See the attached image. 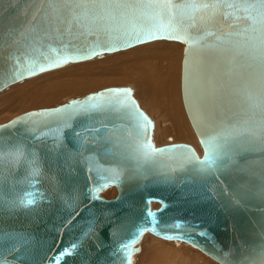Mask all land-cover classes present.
Instances as JSON below:
<instances>
[{
  "label": "water",
  "instance_id": "obj_1",
  "mask_svg": "<svg viewBox=\"0 0 264 264\" xmlns=\"http://www.w3.org/2000/svg\"><path fill=\"white\" fill-rule=\"evenodd\" d=\"M178 2L154 0L126 21L129 35L106 37L72 18L58 20L62 5L49 0H0V91L144 43L178 42L181 98L196 142L170 136L157 145L155 121L129 85L0 123V264H132L146 234L218 264H264V60L222 42L230 32L264 29V3L214 9ZM209 71L218 89L211 104ZM74 101L101 110L61 118L56 110ZM41 112L51 115H32ZM13 121L20 123L4 127ZM244 123L251 141L203 170L204 140ZM111 188L115 195L104 196ZM29 199L35 203L25 206Z\"/></svg>",
  "mask_w": 264,
  "mask_h": 264
},
{
  "label": "bare ground",
  "instance_id": "obj_2",
  "mask_svg": "<svg viewBox=\"0 0 264 264\" xmlns=\"http://www.w3.org/2000/svg\"><path fill=\"white\" fill-rule=\"evenodd\" d=\"M180 52L181 44L158 40L112 57L108 59L111 60L109 63H106L107 60L86 62L41 73L34 76L35 78L32 77L33 79H26L11 87L7 94L0 97V101L13 98L5 108L6 110L16 109L21 106L40 103L43 98L53 101L67 93L75 92L76 94L103 84L129 82L130 79H135L137 92L143 99L145 106L150 107L152 114H157V117L160 116L159 122L154 127V134L164 137L173 133L180 139L194 142L195 137L192 131L189 133L185 129V126L179 121V117L176 116L177 114L171 115L168 120H162V105L158 98V94L166 93L173 106L177 102L178 96L175 87L179 76ZM95 69L98 71L95 72ZM22 90L26 94L25 97H17V94ZM40 93L46 94L38 99ZM147 235H144L142 239L146 238Z\"/></svg>",
  "mask_w": 264,
  "mask_h": 264
},
{
  "label": "snow or ice",
  "instance_id": "obj_3",
  "mask_svg": "<svg viewBox=\"0 0 264 264\" xmlns=\"http://www.w3.org/2000/svg\"><path fill=\"white\" fill-rule=\"evenodd\" d=\"M264 3V0H260ZM50 4L62 5L61 9H56L57 19L67 21L69 18L73 20L85 23L90 29L103 33L106 37L127 36L129 33L126 31V21L129 17L138 13L144 7L153 6L154 0H136L135 3L126 2V0H49ZM195 3V0H179L176 7L179 8L183 4ZM169 6H171V0H169ZM220 6H226L229 8L235 7L237 9L247 8H259V4L255 0H201L197 7L202 8H219ZM258 23V22H257ZM52 19L48 18V27H51ZM35 31V30H33ZM41 32L47 34V29L42 26ZM70 36L73 34L71 31L68 33ZM152 33H148V37H151ZM236 38L235 40L233 38ZM75 38V37H73ZM139 40V35L136 36ZM224 44H233L237 48H243L246 52L253 55L256 58L264 60V29L260 26L246 29L243 32H230L223 38ZM31 41H26V45ZM189 57H191V50L189 49ZM13 78H17L13 73ZM206 84L208 88L207 102L212 103L217 94V83L214 75L209 71L206 75ZM119 91V90H117ZM94 98H89L91 101ZM100 106L85 102L80 105L78 102H73L72 105L56 110L57 113L65 114L61 118L74 119L78 115H89L95 111H99ZM32 115L46 116L51 113H34ZM30 119V117L25 118ZM20 121H13L9 125H5L6 128H12ZM251 125L244 123L243 125L227 130L226 133H221L213 138L204 140L207 155L204 161H199L203 170H212L220 167L219 163L225 156L231 159V148L233 145H242L251 141L249 129ZM257 127H260L257 125ZM79 135V134H78ZM17 152H23V145L16 146ZM168 151H172L169 149ZM33 155H35L33 153ZM35 203L34 200L29 199L24 202L25 206H30ZM151 216L152 214L149 213ZM139 231H143L140 229ZM139 231L137 235H139Z\"/></svg>",
  "mask_w": 264,
  "mask_h": 264
},
{
  "label": "rangeland",
  "instance_id": "obj_4",
  "mask_svg": "<svg viewBox=\"0 0 264 264\" xmlns=\"http://www.w3.org/2000/svg\"><path fill=\"white\" fill-rule=\"evenodd\" d=\"M156 41H158V40H156ZM156 41L137 45V46H134V47H131L129 49L122 50L119 52L106 54L104 56L97 57V58L92 59L90 61H84V62L69 64L68 66H72V65H76V64H82V63H86V62L93 63V62H98L101 60H107L106 63H109L111 60H108V59H110L112 57L120 55L121 53H124L126 51H130V50L135 49L137 47L154 43ZM160 41H163V40H160ZM169 42H174V41H169ZM176 43H178V42H176ZM182 49H183V45H181V52L179 55V69H178L179 76H178V80H177V86L175 87V91H177L176 93H177L178 98L176 99L177 102L174 105L175 107L170 103L169 97L166 96L167 95L166 93L158 94V98L161 101V105H162V108H161V110L163 111L162 120L163 119L168 120L171 117V115L177 114L176 116L179 117V121L185 126V129L190 133V131H192V130L190 128V124L188 122L186 113L184 111L182 98H181V91H180V70H181ZM116 63H118V62L116 61ZM68 66H65V67H68ZM94 71L97 72L98 70L95 69ZM133 76L136 77V75H133ZM33 78H35V77H33ZM33 78H29V79H33ZM23 81H25V80H23ZM23 81H21V82H23ZM135 81H136L135 79H132V80L130 79L129 82L128 81L127 82H116V83L111 82L112 84H107V85L103 84V85H100L99 87H94L93 89H88L87 91L78 92L76 94H75V92L74 93H67L65 95L60 96L57 100H53V101H48L45 98H43L40 103H36L34 105H31V106H21V107H18L16 109L13 108V109L6 110V108H5L12 101L13 98H10L9 100H7L9 102H7L6 100L0 101V110H2V112H0V123L8 120L9 118H11V117L23 112V111L30 110V109H38V108H43V107H52V106H55L57 104H60L64 101H66L70 97L83 96L89 92H94V91H97L98 89H102V88L109 87V86L129 85L134 89V94H135L136 98L138 99V101L140 102V106L143 109H145L147 111V113L154 119L155 126H156V124L159 122L160 116L157 117L156 116L157 114H152L151 110L149 109L150 107H148L147 105L145 106L143 99L139 96V94L137 92V87H136ZM21 82L13 84V85L9 86L8 88L0 91V97L7 94L10 91L9 89L11 87H13L17 84H20ZM46 93L38 94V99L43 97V95H45ZM25 95L26 94H25L24 90H22L19 92V94H17V97L22 98V97H25ZM153 99H155V98H153ZM164 114H166V115H164ZM192 134H193V132H192ZM157 136L158 135L154 134V140H155L157 145L167 143L168 137H170V136L172 137V141H174V142H188V143H193V144L195 142V141L191 142V141H188L185 139H180L176 135H174L173 133H170L169 135L167 134L164 137H160V136L157 137ZM115 193H116V190H114V188H111L104 193V196L112 197L115 195ZM156 239H157V241H156ZM156 239H155V237H153L151 235H147L146 238L142 239V241L139 245L140 251L133 256V263L132 264H218L217 262L213 261L212 259H210L208 256H206L202 252L198 251L197 249H195L189 245H186V244L180 243V242L165 241V240H162L159 238H156Z\"/></svg>",
  "mask_w": 264,
  "mask_h": 264
}]
</instances>
